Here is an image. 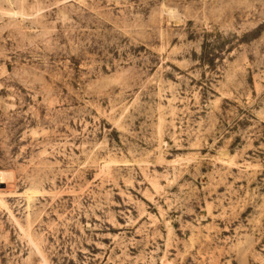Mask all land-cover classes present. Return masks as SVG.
<instances>
[{
	"label": "rangeland",
	"instance_id": "374dc122",
	"mask_svg": "<svg viewBox=\"0 0 264 264\" xmlns=\"http://www.w3.org/2000/svg\"><path fill=\"white\" fill-rule=\"evenodd\" d=\"M0 175V264H264V0H0Z\"/></svg>",
	"mask_w": 264,
	"mask_h": 264
},
{
	"label": "bare ground",
	"instance_id": "6f19581e",
	"mask_svg": "<svg viewBox=\"0 0 264 264\" xmlns=\"http://www.w3.org/2000/svg\"><path fill=\"white\" fill-rule=\"evenodd\" d=\"M170 12H171V10H169V13H170ZM172 13H173V12H171V14H172ZM171 14H170V15H171ZM0 178H1V175H0Z\"/></svg>",
	"mask_w": 264,
	"mask_h": 264
}]
</instances>
